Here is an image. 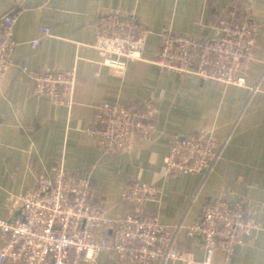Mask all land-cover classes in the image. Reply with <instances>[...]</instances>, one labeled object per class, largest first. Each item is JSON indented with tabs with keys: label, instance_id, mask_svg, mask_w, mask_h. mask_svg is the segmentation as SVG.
I'll list each match as a JSON object with an SVG mask.
<instances>
[{
	"label": "crops",
	"instance_id": "obj_1",
	"mask_svg": "<svg viewBox=\"0 0 264 264\" xmlns=\"http://www.w3.org/2000/svg\"><path fill=\"white\" fill-rule=\"evenodd\" d=\"M234 8L240 21L252 22L256 61L244 76L251 86L260 84L258 92L163 71L155 63L160 32L173 28L187 36L208 35L212 24ZM118 9L134 10L148 27L143 58L130 61L122 75L103 65L95 75L92 68L100 57L94 48L96 19L103 11ZM8 12L18 18L17 47L0 79V219L12 217L14 195L65 168L90 176L93 200L112 218L129 210L122 192L128 182L138 180L164 189L159 217L166 226L196 222L205 202L215 198L245 200L264 220V0H0V17ZM42 26L50 33L43 34ZM26 60L35 69H76L71 108L32 92L22 69ZM158 97L161 112L152 141L103 158L88 133L97 108L105 102L140 104ZM200 129L211 130L219 140L229 137L222 158L209 174L170 173L164 157L172 138ZM5 238L0 231V249ZM202 245L199 236L181 230L178 247L191 264H202ZM213 263L264 264V230L253 232L248 244L237 246L230 256L216 252ZM77 264L123 263L102 252L95 262Z\"/></svg>",
	"mask_w": 264,
	"mask_h": 264
},
{
	"label": "built area",
	"instance_id": "obj_2",
	"mask_svg": "<svg viewBox=\"0 0 264 264\" xmlns=\"http://www.w3.org/2000/svg\"><path fill=\"white\" fill-rule=\"evenodd\" d=\"M17 15L0 17V79L4 78L17 47ZM250 20L242 22L238 10L220 17L211 32L187 36L168 28L160 32V47L155 63L167 72L195 75L213 85L249 88L256 93L260 84L251 86L244 73L256 61V37ZM41 32L50 29L42 26ZM94 48L100 66L124 74L130 61L140 60L149 35L134 10L103 11L95 22ZM217 34V35H216ZM38 46V41L32 43ZM23 72L36 96L53 104L72 107L78 80L75 68L35 69L26 60ZM160 97L140 104L123 102L101 104L88 133L99 145L102 157L131 152L141 142L152 141L157 132ZM229 137L219 140L208 129L174 136L164 157L172 174L205 172L209 174L222 158ZM90 176L60 168L54 175L42 176L34 189L16 194L11 200L12 217L0 219L6 236L0 249V264H77L95 262L102 252L114 254L123 264L168 263L182 260L191 264L178 247L179 234L202 239L204 260L214 264L216 252L227 256L237 246H245L253 232L264 230V220L254 214L245 200L232 203L224 198L210 199L196 222L166 226L160 222L162 187L132 180L122 192L128 211L118 218L92 198ZM150 205L152 207H150Z\"/></svg>",
	"mask_w": 264,
	"mask_h": 264
},
{
	"label": "water",
	"instance_id": "obj_3",
	"mask_svg": "<svg viewBox=\"0 0 264 264\" xmlns=\"http://www.w3.org/2000/svg\"><path fill=\"white\" fill-rule=\"evenodd\" d=\"M217 35V34H216Z\"/></svg>",
	"mask_w": 264,
	"mask_h": 264
}]
</instances>
